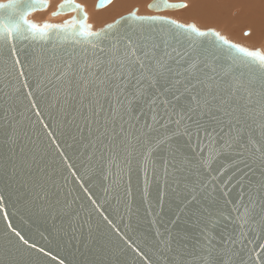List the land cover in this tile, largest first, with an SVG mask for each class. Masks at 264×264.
I'll return each instance as SVG.
<instances>
[{"label": "snow or ice", "instance_id": "snow-or-ice-1", "mask_svg": "<svg viewBox=\"0 0 264 264\" xmlns=\"http://www.w3.org/2000/svg\"><path fill=\"white\" fill-rule=\"evenodd\" d=\"M37 5L46 0L0 3V68L15 91L0 99L4 117L29 87L16 69L24 52L34 87L55 101L61 129L85 156L82 174L127 175L128 196L132 174L143 173L141 197L156 217L151 236L137 237L148 264H264L257 243L264 242V52L158 16L132 14L99 31L86 16L41 26L27 18ZM69 7L78 8L65 0L61 11ZM18 77H25L19 85ZM6 127L5 142L15 144V126ZM67 183V176L59 187L36 182L40 211L62 221L52 239L39 234L49 245L80 227L77 198L61 191ZM36 239L16 229L0 234V264H45ZM129 249L136 251L128 241L114 244L107 264H137Z\"/></svg>", "mask_w": 264, "mask_h": 264}, {"label": "water", "instance_id": "water-1", "mask_svg": "<svg viewBox=\"0 0 264 264\" xmlns=\"http://www.w3.org/2000/svg\"><path fill=\"white\" fill-rule=\"evenodd\" d=\"M112 1L108 0L105 3L104 0H97L95 9H103ZM7 2L8 0H0V3ZM154 2L155 0L151 1L147 6L151 13L149 15H140L137 9H133L128 14L108 24L116 23L121 18L132 14L140 17L158 16L174 20L162 15V13L184 8L161 7L156 10L152 7ZM64 3L65 0H61L55 11L50 13L48 19L51 21L40 22L31 18L34 14L46 11L49 8V0H46V5H37L36 10L27 18L30 22L42 26L45 23L63 25L72 22L73 19L80 20L86 16V22L92 26L93 31H99L108 25L95 29L93 24L89 22V16L84 5L72 0L73 5L78 6V8L73 10L72 7H69L61 11V6ZM167 3L186 5L184 2L167 1ZM61 17L66 18L59 21L58 19ZM196 27L202 31H215L228 40L230 44L244 47L229 40L219 30ZM207 39L215 38L209 37ZM64 47L70 48L71 45L66 44ZM225 47L227 46L225 45ZM244 48L262 52L260 48ZM18 56L21 63L16 65V69L23 68L29 87L21 89L16 111L11 113L7 119L2 111L4 105L0 103V234L5 231L12 233V230L16 229L21 231V235H25L30 243L32 242L31 236L35 235L37 245H44V253L41 255L44 256L45 264H62V262L63 264H107L109 249L116 243L123 244L124 241H128L132 248L136 249L135 253L129 249V253L137 256V264H148V261L143 257L141 248H137V244L142 247V241L137 237L141 233L151 236L155 227L152 221L156 217L148 211V204L141 197L144 186L143 173L132 174L128 196L124 195V185L128 184L129 179L127 175H109L107 179L95 174L94 171H89L83 175L82 169L86 160L85 156L80 154L79 144L71 140L67 132L61 129L55 101L48 98L44 89L34 87L33 74L28 70L27 64L24 63L25 53L20 52ZM34 71L35 69H33ZM25 77H18L13 83L19 85V81ZM9 79L7 73L0 68V99H2L4 91L13 93L15 96L12 85L8 83ZM29 91L32 92L31 96L27 95ZM9 120L16 129L17 142L15 144L5 142L6 126ZM70 144L73 146L69 147ZM65 176L68 177V183L63 185L61 191L68 193L69 200H72L73 197L77 198L76 203L73 204V209L79 212L78 223L80 227L75 235L65 233L59 246L56 243L49 245L47 240L39 234L43 233L44 237L52 239L55 236L53 225L60 228L62 221L60 218L54 220L47 211L43 213L40 211L43 202L34 199L36 182L46 183L48 186L55 182L59 187ZM149 184L152 193L149 200L154 206L155 185L152 184L150 174ZM92 201H96V204L93 205ZM89 212L91 219H89ZM161 215L165 218L170 217L167 205H165ZM104 216H107L108 220H104ZM63 225L65 228L67 227V218L64 219ZM90 225L91 232L89 230ZM49 233L52 235L50 236ZM69 241L70 243H68ZM257 243L264 242L257 241Z\"/></svg>", "mask_w": 264, "mask_h": 264}, {"label": "bare ground", "instance_id": "bare-ground-1", "mask_svg": "<svg viewBox=\"0 0 264 264\" xmlns=\"http://www.w3.org/2000/svg\"><path fill=\"white\" fill-rule=\"evenodd\" d=\"M60 1L49 0V8L42 13L34 14L31 18L40 22L51 21L48 19L49 15L55 11ZM151 1L153 0H113L107 7L97 10L95 9L97 0H76L77 3L85 6L89 22H93V26L96 24L95 29L113 22L133 9H137L140 15H149L151 13L147 6ZM167 1L181 2L183 0ZM184 3L187 7L177 9L179 11L174 10L176 12H164L162 15L184 24L194 23L201 29L214 28L239 45L250 49L260 48L264 52V0H184ZM65 18L61 17L58 20ZM247 34L248 36L245 37L244 35Z\"/></svg>", "mask_w": 264, "mask_h": 264}, {"label": "rangeland", "instance_id": "rangeland-1", "mask_svg": "<svg viewBox=\"0 0 264 264\" xmlns=\"http://www.w3.org/2000/svg\"><path fill=\"white\" fill-rule=\"evenodd\" d=\"M181 1V0H180ZM81 2V1H80ZM181 2H184V0L183 1H181ZM186 2V1H185ZM81 3H83V2H81ZM187 3V2H186ZM85 4V3H84ZM179 10H181V9H179ZM179 10H176V11H179ZM176 11H173V12H176ZM142 11L140 10V13H141ZM124 14V13H123ZM176 19H178V18H176ZM90 20H92V19H90ZM178 20H180V19H178ZM92 22V21H91ZM93 23V22H92ZM94 26H96V24H94ZM205 27V26H204ZM213 27V26H212ZM215 27V26H214ZM224 31V30H223ZM225 32V31H224ZM225 33H227V32H225ZM228 35V34H227ZM229 36V35H228ZM245 37L246 36H248V34L247 35H244ZM230 37H232V36H230ZM232 39H234L235 40V38H232ZM238 39L236 38V41H237ZM241 41V40H240ZM239 41V42H240ZM241 43H244V42H241ZM246 44V43H245Z\"/></svg>", "mask_w": 264, "mask_h": 264}]
</instances>
